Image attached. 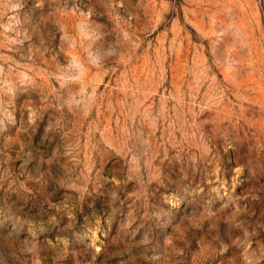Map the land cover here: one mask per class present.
Segmentation results:
<instances>
[{
	"label": "rangeland",
	"instance_id": "rangeland-1",
	"mask_svg": "<svg viewBox=\"0 0 264 264\" xmlns=\"http://www.w3.org/2000/svg\"><path fill=\"white\" fill-rule=\"evenodd\" d=\"M0 264H264V0H0Z\"/></svg>",
	"mask_w": 264,
	"mask_h": 264
}]
</instances>
